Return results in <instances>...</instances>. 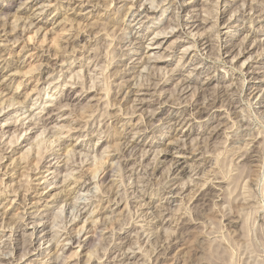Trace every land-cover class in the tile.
Masks as SVG:
<instances>
[{"label": "rangeland", "instance_id": "1", "mask_svg": "<svg viewBox=\"0 0 264 264\" xmlns=\"http://www.w3.org/2000/svg\"><path fill=\"white\" fill-rule=\"evenodd\" d=\"M43 1H27L17 10L19 0H0L3 29H9L15 16L20 17L18 27L27 25L4 56L19 75L0 86L7 92L3 98L17 102L0 110V188L5 182L11 194L21 191L16 199L20 203L25 198L35 201L40 192L61 190L68 178L67 186L76 181L77 187L69 198L59 194L49 205L38 202L39 211L32 207L23 213L15 203L0 200V264H264V0H133V5L130 0H100L95 9L89 4L80 8V0H46L52 6H46L45 23L34 24L47 30L46 40L40 42L44 49L47 43L48 51L36 49L39 57L29 58L31 46H21L37 26L28 27L27 20ZM107 17L117 21L116 27L107 36L102 31L93 36L99 25H107ZM69 25L76 32H93L81 37L75 55L60 48ZM46 53H60L57 64L42 56ZM21 59L25 63L18 66ZM22 72L29 74L27 80ZM150 82L159 85L151 83L138 92L147 103H132L125 84L136 89ZM37 86L43 90L36 102L28 91ZM58 95L71 96L62 110L53 109L66 102L58 103ZM194 100L208 108L215 101L217 118L206 119L198 112L181 124L166 118L171 111L179 118L188 116L186 105ZM152 108H162V119L150 126L143 116ZM38 118L48 119L46 130L31 124ZM65 123L75 129L64 144L72 149L67 156L62 150L50 156L54 143L49 146L44 139ZM128 125L129 138L146 128L144 137L134 135L144 144L132 151L126 150L122 137ZM37 146L43 162L31 156ZM19 156L17 163L25 167L11 171L9 178L1 175ZM41 175L48 177L44 184ZM66 232L79 233L84 246L74 242L67 249ZM54 242L59 249L51 246Z\"/></svg>", "mask_w": 264, "mask_h": 264}, {"label": "bare ground", "instance_id": "2", "mask_svg": "<svg viewBox=\"0 0 264 264\" xmlns=\"http://www.w3.org/2000/svg\"><path fill=\"white\" fill-rule=\"evenodd\" d=\"M32 2L33 0H19V2H21L20 3V5H19V7L17 8V10H19L20 8H22L25 4H26V2ZM45 1L46 0H44L43 2H41L39 5L40 6H37L36 7V9H35V11L34 12H32V14H31V18H32V20H27V21H29V24H28V27H32V26H37V27H35V29L33 30V34L32 35H27V38H26V41H25V43L26 44H23V46H21V50H24V48L26 49L27 47H29V46H31V52L28 54V57L29 58H37V57H39V55L40 54H37V52H34V50L36 51V49L38 50V51H40V50H42L44 53L45 52H47L48 51V48L46 47V45H47V43H45L43 46L45 47V49L42 47L41 48V42H43L44 43V41L46 40V34H47V30L45 29V28H43L41 25H35L34 23H36V22H34L35 20L36 21H38V22H44L45 23V21H42V19L45 17V14H48L47 13V11L48 10H46V6H52V4H49V5H47V4H45ZM102 1V0H101ZM104 1V0H103ZM136 1V0H135ZM172 1H174V0H172ZM171 1V2H172ZM176 1V0H175ZM207 1V0H206ZM205 1V2H206ZM251 1V0H250ZM86 2V3H85ZM99 2H100V0H80V2L77 4V6H79L80 8H82V7H84V6H87L88 4L90 5V6H92L93 8L94 7H96V6H100L99 5ZM130 2H131V5H133L134 3H133V0H130ZM142 2V1H141ZM44 3V4H43ZM194 3V2H193ZM218 3V2H217ZM250 4V3H249ZM105 5V4H104ZM109 5H111V3L109 4ZM192 5H195V4H192ZM105 6H107V5H105ZM178 7H180V14L184 11V9H183V7H182V5L180 4V6H178ZM106 8V7H105ZM92 9V8H91ZM95 9V8H94ZM112 10V9H111ZM118 10V9H117ZM146 10H148V9H146ZM178 11H179V9H178ZM132 12V11H131ZM89 13V12H88ZM144 13V12H143ZM0 14H4V6H2V5H0ZM188 14V13H187ZM210 14V13H209ZM5 15V14H4ZM16 15V14H15ZM136 15H140V13H137ZM212 15V14H211ZM3 16V15H2ZM84 16V15H83ZM98 16H100V15H98ZM195 16H196V14H195ZM19 17V16H18ZM17 16H15V18H14V20H11L12 21V23H13V21H14V23L9 27V29L8 30H6L5 28L3 29V25H0L2 28H0V78H1V81H0V86H2V87H6V84H5V82L6 81H9V82H11L14 78H15V76H17V75H19V71L17 70V69H14L11 65H8V61L6 60V58L7 57H4L5 56V51L7 50V48L9 47V45L10 44H15L16 42H17V40H18V37L19 36H21L22 37V34H23V31H25L26 30V26L27 25H25V26H20V27H18L17 26V20L20 18H18ZM176 17V16H175ZM3 18V17H2ZM6 18V17H5ZM84 18H88V17H84ZM108 18V20H107V22L105 23V25L107 24L108 25V27H107V25L106 26H101L100 27V25H99V23H98V25H99V28H98V30L95 32V33H93V32H91V33H86V34H84V33H82L83 31H79L78 30V32H76L75 31V29L72 27V26H70L69 28H64V31L65 32H63V36L61 37V42H62V44H64V46H62L61 45V47L60 46H58V47H60V48H63V49H65L66 48V51H67V54H74V52L76 51V50H78L76 47L79 45V41H81L80 39H81V37L82 36H86L87 35V37H90V35L93 33L94 35L93 36H98V35H100V34H102V32L103 33H105L106 35L105 36H107L108 35V32L110 31L111 32V28L113 29V27L115 26V24H116V20L114 21V18H109V17H107ZM135 18V17H134ZM179 18V17H178ZM1 19V18H0ZM13 19V18H12ZM25 19V18H24ZM65 19H66V17L63 19V21L62 22H64L65 21ZM105 19V18H104ZM68 20V19H67ZM141 20V19H140ZM196 20H197V18H196ZM214 20V19H213ZM24 21V20H23ZM4 22V21H3ZM62 22L61 23H57L56 24V26H59L60 24H62ZM86 22V21H85ZM84 22V23H85ZM98 22V21H97ZM100 22H102V23H100V24H103V21H100ZM9 23H11V22H9ZM8 23V24H9ZM26 23H28V22H26ZM87 23V22H86ZM225 23V22H224ZM215 24V23H214ZM10 25V24H9ZM96 25V24H95ZM165 25H167V24H165ZM174 25V24H173ZM176 25H179L180 27H182V28H185V26H187V23H184L183 24V22L182 23H179L178 21H177V23H176ZM194 25V23H192L190 26L192 27ZM168 26H169V24H168ZM72 27V28H71ZM98 27V26H97ZM116 27V26H115ZM114 27V28H115ZM164 27V26H163ZM165 27H167V26H165ZM196 27V26H195ZM212 27V26H211ZM96 28V27H95ZM94 27H93V29H95ZM162 28V27H161ZM32 29V28H31ZM30 29V30H31ZM89 29V28H88ZM163 29V28H162ZM16 30L18 31V33L16 32ZM42 30H45L44 32L42 31ZM54 30V29H53ZM181 30V29H180ZM20 31V32H19ZM63 31V30H62ZM95 31V30H94ZM100 31H102L101 33H100ZM116 31V30H115ZM186 31V30H185ZM217 32H219L218 30H216ZM12 32V34H13V36H6V35H9L10 33ZM59 32V31H58ZM159 32V31H158ZM166 32V31H165ZM164 32V33H165ZM190 32V31H189ZM57 33V32H56ZM55 33V34H56ZM184 33V32H183ZM185 33H187V32H185ZM95 34H97V35H95ZM159 34V33H158ZM24 35V34H23ZM103 35V34H102ZM155 35H157L156 33H155ZM155 35H153V36H155ZM125 36V35H124ZM1 37H4V38H1ZM7 37H9V38H7ZM25 37V36H24ZM37 38V40H36V42L34 41L35 39L34 38ZM100 37V36H99ZM139 38V37H138ZM141 38V37H140ZM40 39H41V42H40ZM93 39V38H92ZM102 39H103V37H102ZM105 39H106V37H105ZM210 39V38H209ZM12 40V42H10ZM112 40V39H111ZM193 40H194V38H193ZM256 40V39H255ZM40 42V44H38L39 42ZM89 41V40H88ZM132 41V40H131ZM22 42V41H21ZM100 42V41H99ZM110 42V41H109ZM207 42V41H206ZM250 42V41H249ZM82 43V42H81ZM253 43V42H252ZM108 44V43H107ZM202 44H205V42H203ZM109 45V44H108ZM13 46V45H12ZM106 46V45H105ZM195 46V45H194ZM107 47V46H106ZM240 47V46H239ZM89 48V47H88ZM246 48V47H245ZM106 49V48H105ZM187 49V48H186ZM190 49V48H189ZM238 49V48H237ZM241 49V48H240ZM239 50V49H238ZM41 51V53H43ZM106 51V50H105ZM187 52V51H186ZM38 53H40V52H38ZM55 53V52H54ZM259 53V52H258ZM35 54H37V56L35 55ZM46 54H48V53H46ZM60 53L59 54H54V56H52L51 57V55L50 54H48V55H42V56H44V58H48V59H54L55 60V63L57 64V61L60 59ZM64 55V54H63ZM75 55V54H74ZM66 56V55H65ZM251 56V55H250ZM257 56V55H256ZM260 56V55H259ZM27 57V58H28ZM57 57V58H56ZM62 57V56H61ZM97 58V57H96ZM246 59V58H245ZM97 60V59H96ZM63 60L60 62V65L59 66H61V69H60V71L62 70V64H63ZM23 63H25V61H24V59L22 60L21 59V61H20V63L18 62V66H19V64H23ZM43 64V63H42ZM41 65V64H40ZM70 65V64H69ZM109 65V64H108ZM145 66H146V64H145ZM144 67V66H143ZM71 68V67H70ZM55 69V68H54ZM36 70V69H35ZM21 71V70H20ZM71 72V71H70ZM161 72V71H160ZM22 73H24V72H22ZM152 73H154V72H152ZM77 74V73H76ZM112 74V73H111ZM164 74V73H163ZM84 75V74H83ZM117 75V74H116ZM156 75V74H155ZM166 75V74H165ZM27 76H29V74H25L24 73V75H23V77H25L24 78V80H27ZM132 76H134V75H132ZM149 76H151L152 78H153V76H152V74L150 75V73H149ZM108 77V76H107ZM162 77V76H161ZM69 78H71V77H69ZM78 78V77H77ZM138 78V77H137ZM126 79H128V78H126ZM149 80V79H148ZM131 81V80H130ZM138 81V80H137ZM146 81V80H145ZM145 81H144V83H145ZM21 81L19 80L18 82H16L17 84H16V88H14V93L15 92H17V90H18V88H19V83H20ZM47 82V81H46ZM148 82V81H147ZM74 83V82H73ZM77 83V82H76ZM151 83L152 82H150L149 84H146V86L144 87V86H138L136 89H132V88H130L131 87V85H128V84H125V87H127V88H129V90L127 89V92H126V94L129 96V95H132L133 97L130 99L129 97H126V100H128V98L132 101V103H134V102H137L138 104H140V105H142V104H144L145 102L147 103V101L146 100H144V98L142 97H140L139 95H140V93H138L140 90H142L143 88L144 89H147V88H151L152 86H151ZM181 83H183V81H181ZM50 84V83H49ZM57 84V83H56ZM97 84V83H96ZM133 84V83H132ZM141 84V83H140ZM152 84H154V85H156V87H157V85H159L158 83H152ZM86 85V84H85ZM93 85V84H92ZM138 85V84H137ZM136 85V86H137ZM141 85H145V84H141ZM184 85V84H183ZM182 85V86H183ZM178 86V85H177ZM254 86V85H253ZM70 87V86H69ZM186 87H187V85H186ZM185 87V88H186ZM79 88V87H78ZM83 88V85L81 86V89ZM88 88V87H87ZM118 88V87H117ZM154 89H156L155 87H153ZM3 88H1L0 87V110L2 109V108H4L5 106L6 107H9V106H14V104H16L17 102L16 101H14V98H11L10 99V97L7 99V98H3L4 97V93H7V92H5V91H3L2 90ZM181 89V88H180ZM256 89V88H255ZM5 90V89H4ZM43 90V88H40V87H34L32 90H30V91H28V95L29 94H31V96L32 95H34V99L36 98V102L38 101V98H39V93L41 92ZM83 90V89H82ZM182 90H184V88L182 89ZM229 90V89H228ZM261 90V89H260ZM11 91V90H10ZM181 91V90H180ZM213 93V92H212ZM216 93V92H215ZM223 93V92H222ZM142 94V93H141ZM151 94V93H150ZM8 95V94H7ZM46 95V94H45ZM126 95V96H127ZM180 95V94H179ZM38 96V97H37ZM47 96V95H46ZM104 96V95H103ZM230 96V95H229ZM123 97V96H122ZM183 97V96H182ZM76 98V97H75ZM29 99V98H28ZM56 99V101L59 103V102H61L62 100H65L66 102H64V103H62V104H57V106H55L54 107V105L52 106V108L53 109H61L62 110V108H64L63 106H66V104H67V100H69V99H71V96H62V95H58V97H56L55 98ZM7 100V101H6ZM169 100V99H168ZM25 101V100H24ZM36 102H34L33 104H36ZM162 102V101H161ZM187 102V101H186ZM223 102V101H222ZM149 103V102H148ZM163 103H164V101H163ZM179 103V102H178ZM19 104V103H18ZM21 104V103H20ZM158 104V103H157ZM175 104V103H174ZM216 104L217 103H215V101L214 102H210L209 103V108H208V106L207 105H205V104H203V103H200V102H198V101H196V100H194V101H192L191 102V104H188L187 103V109L185 110V111H187V112H185V114H187L188 116H182L181 115V117L179 118V116H177L176 115V113L177 112H174L173 113V111H171V114L170 115H168V116H166V118H171V117H173L172 119L174 120V119H176L175 120V122L176 123H178V124H181L184 120H189V119H194V112H198V113H200V115H204L205 117H206V119H208V118H210L211 119V117L213 118H217V116H218V114H217V112H218V110H219V107H217L216 106ZM224 104V103H223ZM232 104V103H231ZM161 105V104H160ZM39 106V104L37 105V107ZM220 106V105H219ZM230 107L232 106V105H229ZM228 106V107H229ZM236 106V105H235ZM132 107H134V109L136 110H141L140 109V107L139 108H137V105L135 104V106H134V104H133V106ZM157 107H159V105H157ZM119 108V107H118ZM41 109H44V107L43 108H41ZM151 109V108H150ZM149 109V110H150ZM157 109V108H156ZM153 109L152 108V110H150L149 112H147V111H143L144 112V118H146L147 119V121H146V123L147 122H149V124H150V126L153 124L152 122H154V121H157L158 120V122H159V120H161L162 119V117H161V112H162V108H159V109ZM28 110V109H27ZM184 110V109H183ZM182 110V111H183ZM142 111V110H141ZM179 111V110H178ZM132 112V111H131ZM142 112V113H143ZM167 112H169V111H167ZM49 113V112H48ZM89 113V112H88ZM102 113V112H101ZM105 113V112H104ZM111 113V112H110ZM8 114V111L4 114L5 116ZM140 114V113H139ZM182 114V113H181ZM184 114V113H183ZM29 115H31V112L28 114V116ZM105 115V114H104ZM138 116V115H137ZM8 117V116H7ZM31 117V116H30ZM79 117H81V116H79ZM103 117V116H102ZM110 117V116H109ZM136 117V116H135ZM131 118V117H130ZM220 118V117H219ZM46 119V118H45ZM145 119V120H146ZM6 120V119H5ZM35 120V119H34ZM50 120V119H49ZM130 120V119H129ZM138 119H136V121H137ZM216 120V119H215ZM48 121V119L47 120H43V119H41V118H38V121H33V122H31V124H33V125H35L36 124V126L35 127H38V126H41L44 130H46L45 129V127L47 126H45V123ZM128 121V120H127ZM135 121V122H136ZM23 122V121H22ZM101 122V121H100ZM172 122V121H171ZM221 122V121H220ZM239 122V121H238ZM70 123H73V121H70ZM84 123V122H83ZM137 123V122H136ZM152 123V124H151ZM218 123V122H217ZM23 124V123H22ZM65 124H67V123H65ZM68 124H69V122H68ZM60 125L54 132L52 131L51 132V134L48 136V135H45V136H48V137H45V139H44V137H39L40 139H41V141H42V143H43V141L45 140V141H48L49 143H48V145L49 146H51L52 145V143H54V146L52 147V148H49V152H47L46 151V153H49V155L51 156L52 154H59V155H61L62 153L60 152L59 153V150H62L63 151V154L65 155L66 154V156L68 155L67 153L68 152H70V150L72 149V148H67V144L66 145H64L65 144V142H66V137L67 136H69V133L70 132H72L73 130H75L74 129V127H72V125L70 126V125ZM87 124V123H86ZM133 125H134V123H132ZM140 124V123H139ZM148 124V125H149ZM77 125V124H76ZM142 125H143V123H142ZM240 125V124H239ZM58 126V125H57ZM129 126L130 125H128L125 129H124V132H123V134H122V137L124 138V141L126 140V150H130V151H132V150H134L136 147H137V145H139V143H142V144H144L142 141L140 142L138 139H139V137H141V136H143L144 137V133H146V126H147V124L145 125V129L143 128H141V129H137V130H139V131H135V134H137V138L138 139H136V138H134V135L131 137V138H129L130 136H129V134L131 133V128L129 129ZM138 126V125H137ZM77 127V126H76ZM149 127V126H148ZM215 128H217V127H215ZM214 127L212 128V131L215 129ZM229 128V127H228ZM104 130V129H103ZM41 131V130H40ZM216 131V130H215ZM214 131V132H215ZM4 132V131H3ZM44 132V131H43ZM43 132H42V134H43ZM50 132V130L49 131H47V133L46 134H48ZM132 132H134V131H132ZM129 133V134H128ZM39 134V133H38ZM128 134V135H127ZM41 135V134H40ZM37 136V135H36ZM36 136H35V138H36ZM14 137V136H13ZM16 137H17V135H16ZM53 137V138H52ZM251 137V136H250ZM261 137V136H260ZM42 138L44 139V140H42ZM119 138V137H118ZM12 139V138H11ZM177 139V138H176ZM254 139H256V138H254ZM14 140H15V138H14ZM18 140V139H17ZM34 140V139H33ZM178 140V139H177ZM252 140V139H251ZM10 141V140H9ZM13 141V140H12ZM16 141V140H15ZM44 141V142H45ZM121 141V140H120ZM17 142V141H16ZM251 142V141H250ZM258 142V141H257ZM8 143H10V142H8ZM40 142L38 141L37 143H36V145H38ZM172 142L171 141H169L167 144H171ZM248 144V143H247ZM250 144V143H249ZM258 143H256V145H257ZM32 145V144H31ZM123 145V144H122ZM30 146V145H29ZM40 146V145H39ZM39 146H37L36 148L34 147V149L32 150V152H31V156L33 157V158H37L38 159V162H43V156L44 155H42L41 156V153H40V149H37ZM48 146V147H49ZM119 146H121V145H119ZM124 146V147H125ZM200 146V145H199ZM253 146H255L254 144H253ZM44 147V146H43ZM185 147V146H184ZM251 147V146H250ZM29 148V147H28ZM30 148H32V147H30ZM29 148V149H30ZM179 148V147H178ZM196 148V147H195ZM256 148V147H255ZM254 148V149H255ZM180 149H183V147H180ZM244 149H245V147H244ZM247 149V148H246ZM250 148H248V150H249ZM13 150H15V149H13ZM40 150V151H39ZM165 150V149H164ZM200 150V149H199ZM29 151V150H28ZM129 151V152H130ZM140 151H141V149H140ZM143 151H145V150H143ZM156 151V150H155ZM76 152V151H75ZM249 152V151H248ZM251 152H252V150H251ZM43 153V152H42ZM120 153H121V151H120ZM181 153V152H180ZM242 153V152H241ZM245 153V152H244ZM22 154V153H21ZM28 154V153H27ZM129 154V153H128ZM160 154V153H159ZM174 154V153H173ZM176 154V153H175ZM248 154V153H247ZM255 154V153H254ZM23 155V154H22ZM57 156V158L59 159L60 158V156ZM140 155V154H139ZM142 155V154H141ZM244 155V154H243ZM246 155V154H245ZM250 155V154H249ZM4 156V155H3ZM17 156H18V154H17ZM25 156V155H24ZM24 156H22V159L24 158ZM48 156V155H47ZM130 156V155H129ZM144 156V155H143ZM183 156V155H182ZM5 157V156H4ZM56 157V156H55ZM155 157V156H154ZM235 157V156H234ZM251 157H252V155H251ZM2 158V155L0 156V159ZM72 158V157H71ZM238 158V157H237ZM17 160H15V161H13V162H16L17 163V161H21V157L19 156V157H17L16 158ZM126 159V158H125ZM141 159V158H140ZM243 159H244V157H243ZM2 160V159H1ZM34 160V159H33ZM60 160V159H59ZM103 160V159H102ZM237 160V159H236ZM260 160V159H259ZM36 161V160H35ZM99 161H100V159H99ZM106 161V160H105ZM153 161V160H152ZM179 160L177 159V158H175V161L173 160V162L174 163H177ZM22 162H24V160H22ZM111 162V161H110ZM113 162H115V161H113ZM206 162V161H205ZM236 162V161H235ZM15 163V165L13 166V167H10L11 166V164H10V166L8 167V165H7V167H5L6 169L4 170L5 172H3V173H1V175H6L8 178H9V176H10V172L11 171H15V169L17 170V169H20V168H22V167H25V165H21V164H16ZM63 163H65V160H64V162ZM24 164V163H23ZM31 164V163H30ZM37 164V163H36ZM36 164H34V165H36ZM112 164V163H111ZM172 164V163H171ZM40 165H41V163H40ZM64 165V164H63ZM178 165V164H177ZM30 166V165H29ZM29 166H28V168H29ZM51 166H54V164H52ZM79 166H82V165H79ZM3 169H4V165H2L1 166ZM36 167V166H35ZM50 167V166H49ZM71 168V167H70ZM95 168V167H94ZM96 169H99V168H96ZM180 169V168H179ZM49 170V168L46 170V171H48ZM68 170V169H67ZM74 170V169H73ZM72 170V171H73ZM79 170H81V169H79ZM83 170V169H82ZM93 170V169H92ZM146 170V169H145ZM76 171V170H75ZM95 171V170H94ZM100 171V170H99ZM170 171V170H169ZM181 171V169L179 170V172ZM38 173L40 172L39 170L37 171ZM54 172H56V171H54ZM84 172V171H83ZM93 172V171H92ZM14 173V172H13ZM57 173V172H56ZM167 173V172H166ZM42 174V173H41ZM44 174V173H43ZM67 174V173H66ZM72 174V173H71ZM106 174V173H105ZM215 174V173H214ZM12 175V174H11ZM54 175H58V173L57 174H54ZM65 175V174H64ZM92 175V174H91ZM69 176V175H68ZM71 176V175H70ZM69 176V177H70ZM73 176V175H72ZM79 176H81V175H79ZM36 177V176H35ZM65 177H67V175L65 176ZM123 177V176H122ZM141 177V176H140ZM24 178V177H23ZM33 178V177H32ZM41 178L43 179V181L40 183V184H44V183H46V181H47V179H48V177L47 176H44V175H41ZM92 178V177H91ZM111 178V177H110ZM138 178V177H137ZM63 179V178H62ZM66 179V178H65ZM73 179V178H72ZM75 179V178H74ZM79 179V178H78ZM90 179V178H89ZM248 179V178H247ZM0 180H3V178H0ZM29 180L31 181V179L29 178ZM69 180H71L70 178H68V181H66V184L65 183H63V185H61V190L59 189V191H55L54 193H51V194H49V191H47L46 193H43V192H40V194H39V196L36 198V200H38V201H33V200H29L28 202H25V200H27L26 198L25 199H23V200H21L22 202H20V203H16V199H18L19 197H20V194L22 193L21 191L19 192V191H17V190H13V194H11V191L12 190H10L9 188H7V186H6V183L4 182H2V188H0V200H4V201H8V202H10V203H15V205H17L18 207H22L23 209V213H27V209H29V208H32V207H34L35 208V210H37V211H39V208H37L38 206H37V203L38 202H40V201H44L45 202V206L46 205H49L50 203H53L54 202V200H56L57 198H58V195L59 194H63L64 195V197H66V198H69V194L71 193V191H72V189H76V187H77V184H74L75 182H73L72 183V185H74V186H67V185H69V183H71ZM214 180V179H213ZM213 180H211L212 182H213ZM218 180V179H217ZM217 180H215V181H217ZM74 181V180H73ZM112 181V180H111ZM118 181V180H117ZM245 181V180H244ZM28 182V181H27ZM61 182V181H60ZM81 182V181H80ZM222 182V181H221ZM1 183V182H0ZM15 183V182H14ZM24 183H26V182H24ZM56 183V182H55ZM77 183V182H76ZM210 183V182H209ZM245 183V182H244ZM39 184V183H38ZM104 184V183H103ZM1 185V184H0ZM18 185V184H17ZM114 185V184H113ZM124 185V184H123ZM209 185V184H208ZM57 186V184H54V186H53V189L54 188H57L56 187ZM145 186V185H144ZM170 186V185H169ZM207 186V185H206ZM211 186V185H210ZM43 187V186H42ZM101 187V186H100ZM213 187V186H212ZM217 187V186H216ZM18 188V187H17ZM59 188V187H58ZM9 189V190H8ZM16 189V188H15ZM97 189V188H96ZM215 189V188H214ZM23 190V189H22ZM29 190V188L27 189H24V191L25 192H27ZM102 190V189H101ZM117 190V189H116ZM170 190V192H171V189H169ZM17 191V192H16ZM24 193V192H23ZM95 193V192H94ZM108 193V192H107ZM139 193V192H138ZM102 194V193H101ZM104 194V193H103ZM136 194V193H135ZM26 194H24V195H21V196H25ZM50 195V196H49ZM95 195H96V193H95ZM11 196V197H10ZM9 197V198H8ZM18 197V198H17ZM47 197H49V198H47ZM117 197V196H116ZM141 197V196H140ZM23 198V197H22ZM121 198H123V197H121ZM139 198V197H138ZM201 198V197H200ZM199 198V199H200ZM20 200V199H19ZM73 200V199H72ZM210 200V199H209ZM105 201H107V200H105ZM148 201V200H147ZM71 202H73V201H71ZM107 202H111V200H108ZM115 203H117L116 201H114ZM119 202V201H118ZM204 202V201H203ZM23 203H24V205H23ZM49 203V204H48ZM66 203V202H65ZM112 203V202H111ZM126 203V202H125ZM6 204V203H5ZM73 204V203H72ZM77 204V203H76ZM148 204V203H147ZM14 205V206H15ZM1 206H2V204H1ZM0 206V208H2ZM44 206V207H45ZM79 206V205H78ZM105 206V205H104ZM124 206V205H123ZM73 207V206H72ZM75 208V207H74ZM202 208H204V207H202ZM6 209V208H5ZM2 210H3V208H2ZM42 210V209H41ZM74 210V209H73ZM81 210V209H80ZM95 210H96V208H95ZM147 210V209H146ZM199 210V209H198ZM5 211V210H4ZM92 212V214H94V212L95 211H91ZM148 213V212H147ZM30 214V213H29ZM78 214V213H77ZM113 216V215H112ZM184 216V215H183ZM76 217V216H75ZM91 217V216H90ZM132 217V216H131ZM70 218H72V217H70ZM181 218V217H180ZM2 219V218H1ZM97 219V218H96ZM72 220V219H71ZM85 220V219H84ZM131 220V219H130ZM70 221V220H69ZM102 221V220H101ZM39 222V221H38ZM10 223V222H9ZM84 223H85V221H84ZM84 223L83 224H81L82 225V227L84 226ZM2 225V224H1ZM177 225V224H176ZM11 226V225H10ZM17 226V225H16ZM79 228H81V227H79ZM181 228V227H180ZM81 230H84L85 231V229H82L81 228ZM80 230V231H81ZM32 232L33 231H35V227H34V229L33 230H31ZM105 231V230H104ZM75 233V232H74ZM152 234V233H151ZM171 234V233H170ZM169 234V235H170ZM175 234V233H174ZM65 235H66V237H64L65 238V240H69V246L67 247V249L68 248H71L72 247V244L74 243V242H76V243H78V245H77V247H79V248H81V247H83L84 246V244H80L81 242H79L80 241V236H79V233L78 234H76L75 236L74 235H72L71 236V234L70 233H65ZM94 236V235H93ZM175 236V235H174ZM13 237V236H12ZM137 237V236H136ZM140 238V237H139ZM112 239V238H111ZM218 239V238H217ZM166 240V239H165ZM220 240V239H219ZM222 240V239H221ZM50 241V240H49ZM168 241V240H167ZM7 242V241H6ZM56 242V241H55ZM55 242L51 245V246H53L54 244H55ZM213 242V241H212ZM49 243V242H48ZM140 243V242H139ZM165 244V243H164ZM166 245V244H165ZM159 246H161V245H159ZM220 246V245H219ZM59 247H61V249H63L64 250V246H59ZM168 247V246H167ZM56 248H58V243L57 244H55V247H54V249H56ZM122 248V247H121ZM138 248H139V246H138ZM162 248V247H161ZM36 249V248H35ZM50 249H52V248H50ZM59 249V248H58ZM78 249V248H77ZM105 249V248H104ZM130 249V248H129ZM166 249V248H165ZM72 251V250H71ZM113 251V250H112ZM74 252H76L75 250L74 251H72V253H74ZM107 252V251H106ZM154 252V251H153ZM30 253V252H29ZM59 253V252H58ZM71 253V254H72ZM9 254V253H8ZM26 254V253H25ZM103 254V253H102ZM11 256V255H10ZM56 256V255H55ZM157 256V255H156ZM126 257V256H125ZM19 258V257H18ZM58 258V257H57ZM60 258V257H59ZM65 258V257H64ZM127 258H128V255H127ZM66 260V259H65ZM39 262V261H38ZM58 262V261H57ZM3 264V263H2ZM16 264V263H15ZM25 264H27V263H25Z\"/></svg>", "mask_w": 264, "mask_h": 264}]
</instances>
